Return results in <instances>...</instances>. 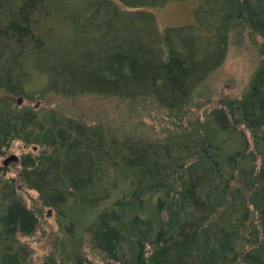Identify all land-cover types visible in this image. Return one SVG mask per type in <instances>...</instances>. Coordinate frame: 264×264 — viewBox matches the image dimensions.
<instances>
[{"label": "trees", "instance_id": "trees-1", "mask_svg": "<svg viewBox=\"0 0 264 264\" xmlns=\"http://www.w3.org/2000/svg\"><path fill=\"white\" fill-rule=\"evenodd\" d=\"M170 2L194 20L159 32L144 9ZM87 98L110 113L72 111ZM14 141L41 151L0 167V264H33L45 210L39 264H264V0H0V158Z\"/></svg>", "mask_w": 264, "mask_h": 264}, {"label": "rangeland", "instance_id": "rangeland-1", "mask_svg": "<svg viewBox=\"0 0 264 264\" xmlns=\"http://www.w3.org/2000/svg\"><path fill=\"white\" fill-rule=\"evenodd\" d=\"M120 7L122 10H127L122 6ZM194 8V2H170L162 8L144 10L154 15L156 27L159 32H162L166 28H177L181 26L191 25L194 20ZM251 61H254V54L252 52L248 53V56L246 55V58L245 56L242 57L239 54L228 57L221 69L214 77V79L216 78L215 80L219 83V86L217 87L219 91L237 95L248 81L250 73L249 64L251 63ZM30 73L33 74L32 71ZM39 84L40 83H37L36 87L39 88ZM36 87L34 88L36 89ZM22 103L23 101L20 102V104ZM108 105V103H97L87 98L80 99L73 103L71 106L73 112L77 114H83L85 118H89L96 112L103 110L107 111V113H110L108 112ZM63 106L67 105L62 104L58 98L51 100L48 99L47 101H37L33 105L34 109L36 110L55 107L62 108ZM40 151L41 149H39L38 146L25 145L22 142L14 141L11 144L9 150L6 152L7 154H5L4 157L0 158V167H3L2 162L4 160H7L9 157L14 156L15 160L8 161L7 164L3 167V170L9 173L7 174V176L9 178L13 176L14 178L15 171L19 169L18 164L21 156H37ZM16 187L19 189V192H22V195L26 199V203L28 205L33 206V204H36V196L34 193L25 190L24 186L20 185L19 183H17ZM39 222V230L35 232L34 236L23 239L24 244L28 246L29 251L32 254L33 264H39L42 256L53 251L52 244L50 242L57 232V226L55 224V214L52 210H45V214L39 220ZM42 263L44 264L45 261H42Z\"/></svg>", "mask_w": 264, "mask_h": 264}, {"label": "water", "instance_id": "water-1", "mask_svg": "<svg viewBox=\"0 0 264 264\" xmlns=\"http://www.w3.org/2000/svg\"><path fill=\"white\" fill-rule=\"evenodd\" d=\"M19 102H20V101H19ZM12 159L14 160L15 157H14V156H11V157H9V158L7 159V161H8V160H12ZM5 162H6V160L3 162L4 165H5Z\"/></svg>", "mask_w": 264, "mask_h": 264}, {"label": "flooded vegetation", "instance_id": "flooded-vegetation-1", "mask_svg": "<svg viewBox=\"0 0 264 264\" xmlns=\"http://www.w3.org/2000/svg\"><path fill=\"white\" fill-rule=\"evenodd\" d=\"M12 160H13V159H12ZM12 160H8V161H12ZM14 160H15V159H14ZM4 161H5V160H4ZM4 161H3V162H4ZM8 161L6 160L5 165L7 164ZM3 162H2V165H4ZM3 167H4V166H3Z\"/></svg>", "mask_w": 264, "mask_h": 264}]
</instances>
